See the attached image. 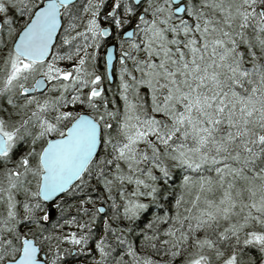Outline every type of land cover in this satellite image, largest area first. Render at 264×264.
Instances as JSON below:
<instances>
[{"label":"snow or ice","instance_id":"6c2138e0","mask_svg":"<svg viewBox=\"0 0 264 264\" xmlns=\"http://www.w3.org/2000/svg\"><path fill=\"white\" fill-rule=\"evenodd\" d=\"M0 264H264V0H0Z\"/></svg>","mask_w":264,"mask_h":264}]
</instances>
